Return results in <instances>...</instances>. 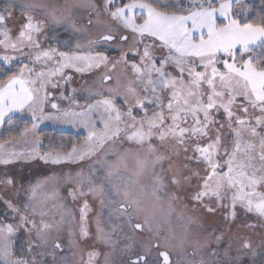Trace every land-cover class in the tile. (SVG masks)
Masks as SVG:
<instances>
[{"label": "snow or ice", "instance_id": "snow-or-ice-1", "mask_svg": "<svg viewBox=\"0 0 264 264\" xmlns=\"http://www.w3.org/2000/svg\"><path fill=\"white\" fill-rule=\"evenodd\" d=\"M240 2L241 0H188V3H185V0H127L117 5L116 0H103V13L115 22L116 27L106 25L107 31L100 34L96 40H88V47L91 49L93 45L113 41L118 45L126 44L129 42L127 33L130 32L132 43L126 51H121L118 60L109 61V57L104 53L93 54L91 50L87 54H80L79 50L83 46L77 43L75 45L77 52L58 53L60 57L57 61L58 67L53 68L51 72L46 74L41 71L37 73L36 79H25L23 74L26 70L29 73L34 71L25 65L20 69L19 76H8L7 82L0 84V123L4 122L6 116L11 123L9 114L27 107L32 112L34 131L38 127L37 121L60 120L61 116L44 114L43 101L48 99L47 93L41 100L39 108L34 107L36 92L39 89L28 85H36L39 82L40 89H43L45 75L53 77L60 75L63 79L65 68H73L76 72L82 73L102 65L107 68L109 63L113 70L118 64L123 63L125 66L130 64L135 75L123 92L119 87L106 86L104 91L90 90V95L101 98L88 103L83 111L63 112L65 122H71L69 117H90L97 114L99 123L103 125V132L97 133L94 130L96 123L89 120L91 129L85 145L79 148L73 145L66 155L51 153L41 155L36 150L12 152L6 156L0 155V165L6 166L18 160L28 162L37 158L52 164L79 163L95 157L94 164L89 165V175H84L83 168L76 172L75 177L67 175L68 181L75 185L68 189V196L73 201L82 200L79 208V230L82 238L89 237L87 224L88 212L91 210L87 199L89 195L99 198L102 210L105 207L112 209L109 212L110 217L116 213L121 216L127 215L129 226L142 229L143 225L139 222L132 225L128 213L132 204L138 203L133 199L131 184L137 182L139 177L151 169L152 178L159 189L166 187L163 177L165 161L169 164L167 171L173 173L170 183L178 189L185 184L191 185L194 178L198 181L199 190L191 199L208 212H214L215 208L204 202L206 197L209 199L214 197L218 205L228 198L232 219L236 218L237 206L243 208L246 213H254L264 218V135L257 132V128L252 126L248 119L238 116L233 110L237 97H242L240 110L246 116L248 106L258 109L260 116L255 117V123L264 125V18L259 23L241 22L235 18L237 13L233 12V6ZM261 4L264 5V0H261ZM86 6L96 12L97 23H104L100 20V8L95 3ZM17 7L24 21L19 25L18 34L13 38L12 30L7 24L14 19ZM38 8L44 9L46 6L28 2L17 5L16 0H6L0 7L2 37L0 46L5 50L11 48L21 53L25 49H35L34 61L37 63L42 59L51 61L57 53L56 48L48 50L41 48L39 37L43 34L45 22L36 20L32 15ZM261 11H264V8ZM45 15L55 25L69 21V17L58 16L55 9L46 11ZM218 17H223V21L218 22ZM88 23L92 24L93 21L89 19ZM71 26L74 30L80 31L74 23ZM256 49L261 50L259 56L255 54ZM157 51L160 53L159 56L156 55ZM129 53L133 54L132 61L128 59ZM249 53L252 54L247 55ZM28 55L31 59V51ZM135 57H139V63L135 62ZM0 59L4 64H8L14 57L4 55ZM170 66L177 74L167 70ZM111 79L112 76L105 72L101 82L103 84ZM117 84L119 85V81ZM166 91L168 98L165 103ZM105 92L108 94L105 95ZM120 95L123 96L126 105L123 110L115 104V96ZM149 105L153 106L151 112ZM51 107L59 111L57 104L53 103ZM213 109L217 112L223 109L227 117L226 123L231 133L230 144L229 138L222 136L220 131L225 126L224 123L212 116ZM134 110H139L142 115L134 114ZM189 118L191 124L188 123ZM217 123L220 124L219 128L215 127ZM28 131V128L24 129L25 134ZM245 135L260 137L258 152L253 140H246ZM117 140L135 144L136 149L115 151L113 148ZM157 140L158 145L154 142ZM39 143L37 140V144ZM106 145L108 147H105ZM189 146L191 155H188ZM181 152L184 153L182 158ZM193 163L197 166L203 165L204 175L192 166ZM158 165L159 173L156 172ZM122 171L130 174L128 181H124L120 176ZM114 175L121 178V184L113 183ZM47 179L30 186L29 203L23 206V212L10 200L3 201L19 220L16 224H0V264H44L36 257L46 254L52 255L55 262L54 254L43 251L33 254L34 249L46 246L49 243L50 230L55 227L59 232L66 217L70 222L73 214L70 211L60 212V219L55 225L43 220L46 202L59 195L54 191L41 198L39 211L41 221L37 224L34 218L37 213V193L47 183ZM0 183L14 185L15 181L8 177L6 180H0ZM106 186L109 193H114L120 199L106 201L105 196L108 195L105 192ZM171 195L172 199L179 198L176 193ZM60 208L65 206L61 204ZM28 212L32 213L33 218L25 214ZM20 228H24L29 234L27 248L25 249L23 245L21 247L32 256L31 260L18 257L13 250L14 242L11 238ZM114 230L113 228L112 231ZM33 232L34 240L31 238ZM96 232L97 240L110 242V234L105 233L101 227L99 215L96 219ZM220 239V236L215 237L217 243ZM142 247L143 251L137 253L130 264H160L158 258L149 259L153 247H159L158 243L149 241ZM53 248L59 249L61 244L53 241ZM95 255V252H90L89 261ZM211 255L216 256V251ZM257 255V250L250 242L245 241L237 249L235 256L229 255V251L225 250V264H264V252L260 253V261H257ZM159 257L163 258V264H169L167 251L159 252ZM245 257H251L250 261H246ZM200 264H204V261L202 260Z\"/></svg>", "mask_w": 264, "mask_h": 264}, {"label": "rangeland", "instance_id": "rangeland-1", "mask_svg": "<svg viewBox=\"0 0 264 264\" xmlns=\"http://www.w3.org/2000/svg\"><path fill=\"white\" fill-rule=\"evenodd\" d=\"M254 0H241L239 4L233 6V12L237 13V19L241 20L242 16H246L252 12ZM37 3L45 5L44 9H35L32 15L36 20L43 21V34L39 37L41 48L48 50L50 48H56L57 53L53 56L51 61L41 60L35 62V49H25L23 53L19 51H13L11 48L5 50L3 46H0V57L8 55L14 57L10 63L4 64L0 59V77L8 73L9 71L18 68L17 76L20 75V69L25 65L28 68H33L34 71L29 73L27 70L23 76L25 79H36L37 73L44 71L46 74L51 72L55 67H58L57 61L60 59L59 52L73 53L77 52L75 45L80 43L83 47L79 50L80 54H87L89 50L94 54L95 52H102L109 57V61H115L120 58L121 51H126L132 41L131 33L129 35V42L126 44L118 45L115 41L108 43H100L93 45L91 49L88 47V40H96L100 34L107 31L106 25L116 27L114 21L111 20L107 14L103 13V0H16L17 5L20 3ZM127 0H116V4L119 5ZM6 3V0H0V7ZM89 3H95L100 8V20L104 23H97L96 12L90 7H87ZM188 3V0H185ZM56 10L58 16L69 17V21L55 25L51 23L49 17L45 15L46 11ZM91 19L92 24L88 21ZM24 17L20 14V9L17 7L14 19L8 21L7 27L12 30L13 38L18 34L17 29L21 23H23ZM223 21V17H218V22ZM76 25L80 31H76L71 26ZM45 35L47 39H45ZM2 38V37H0ZM29 51H31V59L29 58ZM160 55L159 51L156 53ZM129 61L133 60V54L129 53ZM135 62L139 63V57H135ZM221 67V66H220ZM222 68V67H221ZM173 74H177L173 67L167 69ZM223 71V68H222ZM105 72H108L112 79L102 84V76ZM63 79L60 75L48 76L43 78L44 87L40 89V83L36 85H28L35 89H39L36 92V103L34 107L37 109L41 103V100L48 94V99L43 101L44 114L45 115H60L61 119H44L37 121L38 127L32 131V112L26 107L24 110L19 111L17 117L29 121L31 124L27 127L29 131L27 134L22 132V136L15 139L0 140V155H7L12 152H31L33 150L38 151L41 155L44 153H51L53 155L59 154L61 156L66 155L71 151L73 145L78 148L85 145L88 137L91 124L89 120L96 123L95 131L97 133L103 132V125L99 123V116L92 114L90 117H69L71 122H65L63 117L64 111L79 112L85 109L88 103H93L96 99H100L99 96L90 95V90L93 92L104 91L105 86L110 88H117L123 92L133 79L134 73L130 68V64L125 66L123 63L118 64L113 70L111 64L108 67L103 65L99 68H92L82 73L76 72L73 68H65L63 70ZM8 78V77H7ZM7 78L2 81L5 83ZM119 81V85L117 84ZM53 84H58V87H53ZM135 86V85H134ZM105 95L108 93L105 92ZM143 95V93H142ZM168 93H164V100L167 102ZM242 102V97H237L236 104L233 105V110L237 112L238 116L246 118L251 122V125L257 128V132L264 135V125H256L255 117L260 116V111L248 106L247 115L240 110L239 104ZM55 103L58 106L57 109H53L51 105ZM115 104L122 110L126 108L123 101V96H115ZM149 105V112L152 110ZM134 114H140L139 110H134ZM167 114V112H166ZM37 115L39 112L37 111ZM212 116L220 121L226 123L227 117L220 109L217 112L212 110ZM188 123L191 124V118ZM216 128L220 127V124L215 125ZM223 136L229 138V144L231 143L230 130L225 126L221 129ZM68 132L72 134L71 138L64 139L63 142L57 143L53 141V132ZM246 139V138H245ZM248 139V138H247ZM246 139V140H247ZM251 140L260 144V137H251ZM37 140L40 141L37 144ZM255 140V141H254ZM157 145L159 141H154ZM207 141H202L206 143ZM110 144L112 142H109ZM68 144V148L59 149L58 147H64ZM58 146L54 149H49L51 146ZM258 146L256 148L258 152ZM105 147H108L106 145ZM131 148L136 149L135 144H129L128 142L121 140L115 141L113 150L120 151L122 149ZM162 151L164 149H161ZM184 156V153L181 152ZM191 146H189L188 155H191ZM221 155L223 150L221 149ZM226 159V157H224ZM95 157L85 160L79 163L62 162L60 164H52L51 162L45 163L39 158L25 162L18 160L13 164L0 165V180H6L8 177L14 179V185H7L6 183H0V224L6 223H18V216L11 212L3 202L4 200H10L14 205L21 208L23 212V206L29 203L28 196L30 195V186L35 185L38 181H43L46 178L47 183L38 190L36 198L37 213L35 219L37 224L41 221L39 214L41 198L52 194L54 191L58 192V196H54L46 202L44 207L45 215L43 220L46 223L55 225L60 219V212L70 211L73 214V218L69 220L65 219L60 231L58 232L53 227L49 232V243L40 249H34V253L41 251L45 253H52L55 255V262L52 255H37V260H42L44 264H128L127 258H133L137 253L143 251L142 245L149 243V241L160 240L162 245L169 250H176L179 248L191 249L196 252V255L200 256V260H203V256H209V260H213L214 256L211 255L213 251H216L217 259L215 264H225L224 252L229 251V255L235 256L237 249L245 241L250 242L252 247L257 250V261L261 259V252H264V218L258 217L254 213H246L245 210L239 206L236 208V218L231 217L230 200L225 198L219 205L215 198H205V203H209L215 208L214 212H208L199 203H196L191 199L196 191L199 190L198 181L194 178L191 185L185 184L182 188H177L170 183V178L173 175L172 172L167 171L169 164L167 161L163 163L165 173L163 177L166 187L159 189L155 184L151 169L147 174L138 178L137 182L131 184V191L133 193V199L138 203L132 204L128 209V213L131 216V222L141 223L143 225L142 231H138L128 224V216H121L116 213L109 216L111 208L105 207L101 209L99 198H93L91 195L87 197L91 210L88 212V229L89 237L82 238L79 230V208L82 204V200L73 201L68 196V189L74 187L67 179V175L70 174L75 177L76 172L84 169V175H89V165L94 164ZM179 163V161H177ZM258 163V161H257ZM200 171L201 175H204L203 165L197 166L195 163L192 165ZM98 167V166H97ZM156 172H160V166L156 167ZM101 173V178H102ZM129 173L121 172L120 176L124 181L129 180ZM113 183L121 184V178L116 175L113 176ZM137 178H133L136 180ZM99 183V180L97 181ZM155 190V191H154ZM105 192L108 195L105 196L106 201L112 199H120L116 197L114 193H109V188L106 186ZM172 193H176L178 199H172ZM63 204L65 208H60ZM29 218H33L32 213H25ZM100 217L101 227L104 228L105 233L110 234V242L105 243L97 240L96 232V219ZM14 217H16L14 219ZM147 220V223L145 221ZM115 229L112 231V229ZM144 236L140 238L139 236ZM220 236L219 243L216 242L215 237ZM31 238L35 239V232L32 233ZM13 250L18 257L22 256L25 259L31 260L32 256L22 250V245L26 249L29 234L24 228H20L14 236ZM139 239H142L140 241ZM53 241H58L61 244V248L54 249ZM131 246L130 248L128 246ZM229 245L231 247L229 248ZM95 252L96 255L89 261V253ZM212 257V258H211ZM246 261H250L251 257H245ZM204 261V260H203Z\"/></svg>", "mask_w": 264, "mask_h": 264}, {"label": "trees", "instance_id": "trees-1", "mask_svg": "<svg viewBox=\"0 0 264 264\" xmlns=\"http://www.w3.org/2000/svg\"><path fill=\"white\" fill-rule=\"evenodd\" d=\"M251 8H252V12L249 13L248 15H246V16L243 15L241 20H240L241 22H255V23H259L261 21V19L264 18V11H261V9L264 8V5L261 4V0H254L253 1V6ZM260 51H261L260 49H256L255 50V54L257 56H259ZM251 54L252 53H249L247 55H251ZM218 67H220V65H218ZM221 70H222V68H221ZM17 71H18V68L15 69V70L9 71L5 75L1 76L0 77V84H2V81H4L8 76L17 75ZM236 114H237V112H236ZM30 124L31 123L29 121L21 119V118H19L17 116L12 117L11 118V123L7 122L6 124L3 125L2 130H1V137L4 138V139H15V138H18L19 136H21V134L24 131V129L27 128ZM225 127L227 129H229L227 127V123H225ZM220 131H221L222 136H223V134H224L223 131L221 129H220ZM53 134L55 135L53 141H56L57 143L63 142L64 139L72 137V134H70L68 132H56V131H54ZM245 138L246 139L247 138L250 139L251 137L245 135ZM255 144H256V148H257L258 142L255 141ZM68 146H69L68 144H66L64 147H60V146L58 147V146H54L53 145V146L49 147V149H54L55 147H58L59 149H66V148H68ZM258 148H259V146H258ZM182 155L183 154L181 153V156Z\"/></svg>", "mask_w": 264, "mask_h": 264}, {"label": "flooded vegetation", "instance_id": "flooded-vegetation-1", "mask_svg": "<svg viewBox=\"0 0 264 264\" xmlns=\"http://www.w3.org/2000/svg\"><path fill=\"white\" fill-rule=\"evenodd\" d=\"M135 222H133L132 225H134ZM142 231V229L140 230ZM144 236L148 237L147 235H143V236H139L140 238H144ZM140 241H142V239H139ZM153 243H158L159 247H153L151 255L149 257L150 260H155V259H159L160 260V264L162 263V258L159 257V252L161 251H167L169 254V264H200V262L202 260H200V256L196 255V252H194L191 249H187L186 251H184L185 248H177L175 251L174 250H169L168 248L164 247L162 245V243L160 242V240L156 239L152 241ZM136 257V256H135ZM135 257L133 258H127L126 262L128 264H130V261L135 259ZM209 256H203V260H204V264H209V262H216L215 260L217 259V257H211L213 260H209Z\"/></svg>", "mask_w": 264, "mask_h": 264}, {"label": "crops", "instance_id": "crops-1", "mask_svg": "<svg viewBox=\"0 0 264 264\" xmlns=\"http://www.w3.org/2000/svg\"><path fill=\"white\" fill-rule=\"evenodd\" d=\"M6 82H7V80H6ZM2 84H4V83H2ZM17 87H19V86H17ZM19 111L20 110L14 111V112L10 113L9 116L12 118V117H15V116L19 115L18 114ZM7 122H9V117L8 116L5 117V120H4L3 123H0V140H2V141H4L5 139L1 137V130H2L3 125L6 124ZM21 136H22V134H21ZM21 136H19V137H21Z\"/></svg>", "mask_w": 264, "mask_h": 264}, {"label": "water", "instance_id": "water-1", "mask_svg": "<svg viewBox=\"0 0 264 264\" xmlns=\"http://www.w3.org/2000/svg\"><path fill=\"white\" fill-rule=\"evenodd\" d=\"M108 82V81H107ZM106 83V82H105ZM136 230H138V231H140L141 229H136ZM162 258V257H161ZM163 259V258H162ZM162 263H163V260H162Z\"/></svg>", "mask_w": 264, "mask_h": 264}]
</instances>
